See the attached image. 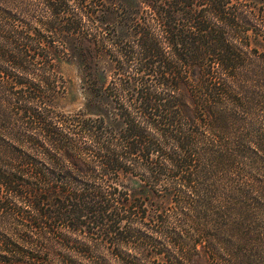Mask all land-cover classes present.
I'll return each instance as SVG.
<instances>
[{"label":"trees","instance_id":"16d2710c","mask_svg":"<svg viewBox=\"0 0 264 264\" xmlns=\"http://www.w3.org/2000/svg\"><path fill=\"white\" fill-rule=\"evenodd\" d=\"M258 16L240 0H0V264H216L237 206L204 179L235 160L219 133L264 76ZM73 49L114 66L63 113ZM130 177L163 200L131 196Z\"/></svg>","mask_w":264,"mask_h":264},{"label":"rangeland","instance_id":"374dc122","mask_svg":"<svg viewBox=\"0 0 264 264\" xmlns=\"http://www.w3.org/2000/svg\"><path fill=\"white\" fill-rule=\"evenodd\" d=\"M240 4L244 8L253 5L257 9L258 38L264 44V0H240ZM254 40L253 36L250 48L256 47ZM256 48L258 59L254 62L249 59L255 55L253 53L248 57V63L255 67L264 66V46L259 44ZM76 49L70 50L57 65L64 84L53 104L57 111L63 113L87 108L90 96L87 87L94 82L97 74L95 69L111 71L114 66L111 53L96 55L92 60ZM259 80V87L250 88V98L244 108L247 115L243 116V122L231 126L225 134L219 133L218 139L223 148L228 150L236 145L232 155L235 160L231 159L230 154H226L221 161L214 154H209L212 161H220L223 166L218 173L212 167L213 171L207 180L204 179L205 182L211 186L218 185L224 190L227 206L235 203L237 206L236 210L230 208L232 212L223 220L225 227L221 236L226 242L225 247L222 244L221 256L216 264H264V76ZM206 137L208 150H213L216 137L212 128ZM238 144L240 147H237ZM124 183L131 196L145 197L148 203L163 200L162 196L151 192L135 177L126 178ZM157 262L155 260L153 264ZM207 264H211L209 259Z\"/></svg>","mask_w":264,"mask_h":264}]
</instances>
